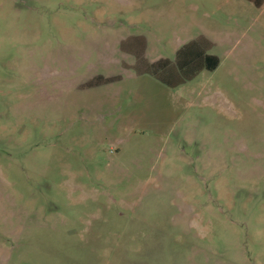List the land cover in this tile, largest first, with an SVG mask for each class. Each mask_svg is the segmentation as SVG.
<instances>
[{
	"label": "rangeland",
	"instance_id": "374dc122",
	"mask_svg": "<svg viewBox=\"0 0 264 264\" xmlns=\"http://www.w3.org/2000/svg\"><path fill=\"white\" fill-rule=\"evenodd\" d=\"M0 264H264V1L0 0Z\"/></svg>",
	"mask_w": 264,
	"mask_h": 264
},
{
	"label": "crops",
	"instance_id": "0c3cea01",
	"mask_svg": "<svg viewBox=\"0 0 264 264\" xmlns=\"http://www.w3.org/2000/svg\"><path fill=\"white\" fill-rule=\"evenodd\" d=\"M246 1H248V0H246ZM248 2L252 3L255 7H257L253 1H248ZM262 5H263V3L257 8H260ZM201 41L206 48V44H205L206 40H201ZM142 42L143 41L138 42V45H141ZM203 45H201V44L197 45V44L192 43L191 46H188L187 48L183 49L180 53H178L177 64L179 65L180 69H182L183 67L186 69L189 66H193L194 68H197L198 65H200V64L203 66L204 56L209 55V54L205 53V48L203 47ZM209 56H215V55H209ZM208 67H210V66H207V64L204 65V68H208ZM200 70H203V68H201Z\"/></svg>",
	"mask_w": 264,
	"mask_h": 264
},
{
	"label": "trees",
	"instance_id": "16d2710c",
	"mask_svg": "<svg viewBox=\"0 0 264 264\" xmlns=\"http://www.w3.org/2000/svg\"><path fill=\"white\" fill-rule=\"evenodd\" d=\"M248 1H253L254 4L257 7H259L263 3L264 0H248ZM203 60H204L203 66L201 64L198 65L197 68H194L193 66H189L188 68H186V69L184 68L182 70L183 74L188 76L191 79L195 75L196 70L199 71L201 68H204L205 64H207V66H210V67L206 68L208 70H214L217 67V65H218V58L215 57V56L206 55V56H204ZM163 61L164 62H168L167 60H163ZM109 81L110 80H105V82H109Z\"/></svg>",
	"mask_w": 264,
	"mask_h": 264
}]
</instances>
